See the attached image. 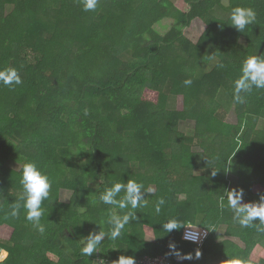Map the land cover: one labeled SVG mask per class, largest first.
<instances>
[{"label":"trees","instance_id":"16d2710c","mask_svg":"<svg viewBox=\"0 0 264 264\" xmlns=\"http://www.w3.org/2000/svg\"><path fill=\"white\" fill-rule=\"evenodd\" d=\"M184 1L187 9L174 0H100L86 13L79 0H0V71L15 68L23 80L14 89L0 85V230H12L0 240L8 252L1 264H113L121 255L138 264L145 254L174 264L264 263V234L241 228L223 199L232 188L244 189L246 203L264 194V89H253L243 104L233 101L242 61L264 55V0H232L257 11L245 33L224 24L222 0ZM197 18L206 29L192 44L184 29ZM165 20L172 27L162 33L156 26ZM179 94L182 110L172 104ZM233 105L236 123L225 118ZM185 120L195 122L192 138L202 151L178 128ZM14 161L22 162L19 169ZM29 161L51 180L44 234L29 227L23 210L18 219L5 217L22 194ZM230 162L236 178L225 172ZM128 179L155 186L148 207L117 241L105 237L101 257L82 256L81 239L109 227L102 221L110 206L93 201ZM64 189L71 200H59ZM160 198L166 203L156 214ZM169 217L209 228L210 236L199 248L182 239L184 227L166 233L160 224ZM219 226L243 244L217 242ZM146 228L155 243L144 241ZM172 243L192 259L178 262Z\"/></svg>","mask_w":264,"mask_h":264},{"label":"clouds","instance_id":"9594fccd","mask_svg":"<svg viewBox=\"0 0 264 264\" xmlns=\"http://www.w3.org/2000/svg\"><path fill=\"white\" fill-rule=\"evenodd\" d=\"M84 12H96L100 4V0H79ZM222 6L229 9L227 15L228 24L235 28L238 32L245 33L246 29L256 23L257 11L250 6H233L232 0H222ZM211 57V56H210ZM218 68H223L224 64H217ZM192 80L186 79L184 84L191 85ZM23 80L15 68H6L0 71V85L14 89L16 86L22 85ZM253 89H264V55H249L241 64L238 78L233 81V101L236 104H243L248 94ZM208 161V159H207ZM227 163V171H231L230 165ZM213 169V168H212ZM217 170H212L211 175L215 177ZM19 183L22 187V194L15 199L14 203H9V211L5 217L9 219H18L23 210L24 219L28 221L36 231L44 234L45 226L41 223L44 215L42 204L50 198L51 180L49 175L35 162H26L21 171ZM121 193L123 195L121 196ZM147 194H155L153 186H145L143 182L128 179L126 183L115 182L110 187H105L100 193L98 200L93 201L94 204H103L110 206L108 215L103 224H107L108 230L102 227L99 232H93L87 238L81 239V255L91 257L95 253H99L98 249L105 241V237L110 241H117L125 227L138 219L137 212L148 207ZM245 192L243 188H232L227 190L223 199H226V207L232 212V219L240 225L241 228H255L260 234H264V194H260L259 202H244ZM59 199V198H57ZM60 201L71 200L70 196ZM166 203L160 198L154 205L153 210L159 214L162 206ZM223 200L221 207H224ZM116 209L120 211L117 212ZM98 225V224H97ZM162 231L171 233L173 230H179L187 227L184 239L192 242H198L200 233L195 230L196 225L185 223L177 217H169L160 224ZM100 226V225H99ZM200 227V226H199ZM202 227V226H201ZM219 232H223L222 227L214 228ZM176 256H180V252L176 251L174 243L169 245ZM116 249V248H113ZM201 253L196 252V258ZM6 256V253H5ZM184 259H192V256L183 257ZM94 264H105L104 260L93 261ZM138 262V258H137ZM113 264H136L134 256L121 255ZM251 264V262H250Z\"/></svg>","mask_w":264,"mask_h":264},{"label":"rangeland","instance_id":"374dc122","mask_svg":"<svg viewBox=\"0 0 264 264\" xmlns=\"http://www.w3.org/2000/svg\"><path fill=\"white\" fill-rule=\"evenodd\" d=\"M174 2L176 3L175 5H177L179 8L187 9V6H186V3L184 0H174ZM171 27H172V23L169 20H165L162 24L156 26V28L159 31H161L162 33L167 32ZM205 29H206V23L203 20L197 18V19H194L191 22V24L184 29V35L192 44H196L198 42V40L200 39V37L202 36ZM172 104L174 105L173 108H175L177 110H182L184 108V96L182 94H179L178 96H176L174 98ZM225 118L228 122H231V123L237 122V115H236V110H235L234 105L228 111H226ZM194 127H195V122L193 120L181 121V123L178 124V128L180 129V131H182L185 135H187L189 137V139H192V140H189L188 142L192 144L194 150L202 151L201 148L199 147V145L196 143L197 140H193V138H192V136L194 134ZM21 163H22L21 161H14V162H11L10 164L15 169H19L22 165ZM233 164L234 163H232L231 166H233ZM204 172L206 174L207 169H204ZM230 172H231L230 178H234V177L236 178L237 177V168H232ZM152 186L155 188L154 185H152ZM255 189L258 191L261 188L259 185H256ZM67 196H70V198H71L72 191L67 190V189L62 190L61 200L67 198ZM67 201H69V200H67ZM41 223H42V220H41ZM144 224L146 225L145 222H139L138 221L137 227L142 228L143 226H145ZM29 227L33 230V226L30 223H29ZM221 227L225 228V226H221ZM146 229H147L146 230L147 239H155L153 231H151L150 228H146ZM1 230H0V240L1 241L9 240L11 237V234H12L11 228L3 227ZM25 238L27 239V237H25ZM229 238L232 239V237H229ZM15 239H20V236L16 235ZM233 240H235L240 245L243 244L238 238L233 239ZM149 243L153 244V243H155V241L149 242ZM98 251H99V253H95L94 255L96 257H101L102 253L99 249H98ZM5 253H6V256H5ZM7 256H8V252L5 249L1 248L0 249V264L3 262V260ZM183 261H184V258L181 257L179 259V262L182 263ZM261 264H264V263H261Z\"/></svg>","mask_w":264,"mask_h":264},{"label":"built area","instance_id":"2783aa9c","mask_svg":"<svg viewBox=\"0 0 264 264\" xmlns=\"http://www.w3.org/2000/svg\"><path fill=\"white\" fill-rule=\"evenodd\" d=\"M195 230L200 233V239L198 242H192L190 240L184 239L185 232L188 231L185 226L182 232V239L188 242H191L197 245L199 248L203 246L205 241L209 238L211 229L206 227L196 226ZM138 264H174L171 259H169L166 255L158 254V255H144L138 258Z\"/></svg>","mask_w":264,"mask_h":264},{"label":"crops","instance_id":"0c3cea01","mask_svg":"<svg viewBox=\"0 0 264 264\" xmlns=\"http://www.w3.org/2000/svg\"><path fill=\"white\" fill-rule=\"evenodd\" d=\"M197 226V225H196ZM201 227V226H200ZM219 227H221V226H219ZM223 228V227H222ZM224 229V231L221 233V232H219V231H217L216 230V236H215V239H216V241L217 242H221V241H223L224 239H229V237L230 236H228L227 234H226V226H225V228H223ZM155 238V237H154ZM233 238V237H232ZM221 239V240H220ZM233 239H235V238H233ZM157 239H147V234L144 236V241L145 242H153V241H156ZM193 245V244H192ZM145 255H148V254H145ZM181 257H185V254H181L179 257L177 256V258H176V260L179 262V259L181 258ZM7 258V257H6ZM5 258V259H6ZM4 259V260H5ZM3 260V261H4ZM198 260H199V258H198ZM184 261H185V259H184ZM183 261V262H184ZM182 262V263H183ZM196 264H198V263H196ZM199 264H202V263H199Z\"/></svg>","mask_w":264,"mask_h":264}]
</instances>
